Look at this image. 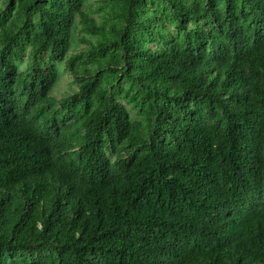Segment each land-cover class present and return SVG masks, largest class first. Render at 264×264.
Returning <instances> with one entry per match:
<instances>
[{
	"label": "trees",
	"instance_id": "1",
	"mask_svg": "<svg viewBox=\"0 0 264 264\" xmlns=\"http://www.w3.org/2000/svg\"><path fill=\"white\" fill-rule=\"evenodd\" d=\"M0 1V264H264V0H163L194 28L155 50L149 0ZM75 24L143 87L138 121L65 60Z\"/></svg>",
	"mask_w": 264,
	"mask_h": 264
},
{
	"label": "rangeland",
	"instance_id": "2",
	"mask_svg": "<svg viewBox=\"0 0 264 264\" xmlns=\"http://www.w3.org/2000/svg\"><path fill=\"white\" fill-rule=\"evenodd\" d=\"M83 7L85 11L91 12L93 17L98 20L102 14H104L106 9H99V3L102 0H82ZM3 8V3L0 1V11ZM151 12L155 14V19L157 22V27L153 28L152 31L148 32L146 36L147 48L155 50L159 47H164L160 43V38H163L168 44L178 40L183 41L185 35L189 34L194 28V25L190 23L186 30H183L179 27L175 20L171 18L169 7L163 0H149L147 6V13ZM1 16V14H0ZM78 25L75 24L72 30V36L69 44V49L65 60L72 56H77L81 69L89 68L93 77L99 78L103 83L107 91L120 103H122L132 121H138L139 108L144 103V89L143 87L135 80L131 79L125 75L123 72V63L119 64L116 68L120 70V73H110L109 70L98 63H92L88 55V48L85 44L80 43L79 39L84 37L83 35L78 34ZM91 43L94 41V38L86 37ZM100 56V55H99ZM106 57V56H105ZM16 67L19 72H25L29 65L33 66L36 63H33V58L30 54L29 48L21 54L20 58L15 62ZM49 64L54 66L57 72V79L51 88L49 95L55 100L59 101L63 98H66L77 92V84L70 74L67 63L65 61H56L51 59ZM57 110L60 111L56 105ZM81 135L77 137V142L74 147L77 150L80 143ZM110 160H114V156L111 152H107Z\"/></svg>",
	"mask_w": 264,
	"mask_h": 264
}]
</instances>
